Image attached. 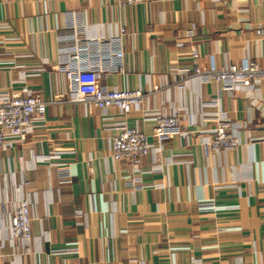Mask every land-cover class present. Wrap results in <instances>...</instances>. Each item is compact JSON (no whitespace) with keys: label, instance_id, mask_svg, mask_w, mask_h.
<instances>
[{"label":"crops","instance_id":"1","mask_svg":"<svg viewBox=\"0 0 264 264\" xmlns=\"http://www.w3.org/2000/svg\"><path fill=\"white\" fill-rule=\"evenodd\" d=\"M257 30L264 0H0V95L51 101L24 142L0 149V264H264V79L229 90L194 76L264 63ZM64 46L85 59L77 80ZM98 86L144 97L125 116L77 101ZM156 112L180 118L159 150L136 171L114 160L118 127L152 139ZM221 116L239 145L214 151ZM24 199L33 237L12 242Z\"/></svg>","mask_w":264,"mask_h":264},{"label":"built area","instance_id":"2","mask_svg":"<svg viewBox=\"0 0 264 264\" xmlns=\"http://www.w3.org/2000/svg\"><path fill=\"white\" fill-rule=\"evenodd\" d=\"M155 0H114L119 5H133L139 2ZM124 32V29L120 30ZM258 34L264 35V30H257ZM78 42V41H77ZM66 56V77L69 81L76 80L79 75L87 71L83 64L85 60L78 46H64L60 48ZM122 57V53H118ZM97 77L98 74H95ZM194 76L199 79L214 80L224 84L229 90L241 87L253 86L264 79V63L250 60L246 65L228 64L222 67L210 69L196 68ZM144 97L141 89L121 90L108 89L98 86L91 94L78 96L79 102H85L90 107L107 110L117 108L121 115L130 114L138 106ZM51 103L42 95H35L30 91L14 94L0 95V149L5 150L16 143L24 142L33 132L35 126L46 121L47 107ZM154 122L153 137L149 138L136 127L123 124L118 127L117 134L112 138L111 154L114 160L127 162L134 171L141 160L151 153L159 150V146L169 135V129L177 128L180 118L177 114L156 112L151 117ZM231 121L226 117L218 118L215 136L210 139V148L214 151L234 149L239 141L232 132ZM60 158V152L55 151L45 157L46 161ZM33 218L27 199L14 208L8 226L12 242H30L33 237ZM3 255L1 258L7 256Z\"/></svg>","mask_w":264,"mask_h":264}]
</instances>
